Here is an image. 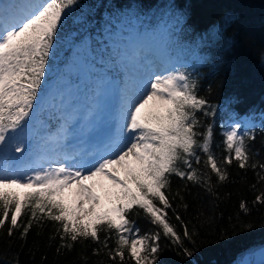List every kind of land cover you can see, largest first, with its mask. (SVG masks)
<instances>
[{"label":"trees","instance_id":"1","mask_svg":"<svg viewBox=\"0 0 264 264\" xmlns=\"http://www.w3.org/2000/svg\"><path fill=\"white\" fill-rule=\"evenodd\" d=\"M135 27L156 35L168 31L167 42L179 59V70L197 81V96L208 102L196 113V131L203 134L212 127L211 151L216 159L223 161L228 155L224 133L229 124L245 117L252 123L242 124L241 131L256 137L246 139L249 164L264 163V0H78L59 29L37 100L54 76H61L77 59L94 69V79L104 75L128 85L117 41L120 34ZM197 138L203 142L202 135ZM197 156L200 163L191 158L192 169L201 181L173 174L163 190L171 204L165 209L166 219L181 235V242L165 236L162 226L138 206L127 214L140 235L160 234L157 264H232L242 251L264 243V204L253 203L264 193L260 179L264 170L258 166L241 169L235 161L220 163L227 171V179L220 181L204 163L207 154L197 149ZM181 167L190 171L186 165ZM30 191L12 190L21 196ZM242 201L247 202V212L240 208ZM30 219L25 209L13 236L7 234L8 222L0 229V264H121L118 258L111 260L102 243L90 238L79 240L71 249L61 248L72 242L62 240L61 224L47 217L32 220L27 237L21 238L22 227ZM185 225L191 240L183 237ZM99 236L103 241L106 232L101 230ZM116 240L115 232L111 233L110 248H115ZM97 248L99 255L94 254ZM123 264H135L127 250Z\"/></svg>","mask_w":264,"mask_h":264},{"label":"snow or ice","instance_id":"2","mask_svg":"<svg viewBox=\"0 0 264 264\" xmlns=\"http://www.w3.org/2000/svg\"><path fill=\"white\" fill-rule=\"evenodd\" d=\"M77 4L78 0H42L36 3L6 0L0 3V21H3L0 23V146H4L0 152L5 151L9 142L15 139L10 134H23L44 81L59 29ZM150 36L145 32L126 38L137 60L146 50L143 42ZM120 58L121 61L133 59L126 54ZM147 87L145 96L130 106L125 115L126 130L138 135L126 150L115 157L102 158L87 174L80 169L74 171L62 166L38 171L24 183L18 178H0V229L8 222L7 234L13 236L14 230L21 227L18 219L25 209H29L32 219L22 227L21 238L27 237L32 220L47 217L61 224L60 238L72 242L61 244V248L71 249L79 240L90 238L103 244L112 261L118 258L123 264L127 250L135 264H157L160 234L140 235L127 214L138 206L154 224L162 226L165 236L181 242V235L166 219L165 209L171 204L163 190L173 174L189 181H201V176L192 169L191 158L200 163L197 149L207 154L204 163L220 181L227 179V171L220 167V163L230 165L235 161L241 169L258 166L264 170V163L249 164L251 153L246 139L255 140L256 137L251 132H242L239 122L224 133L228 152L224 160L218 161L212 154V127L209 126L203 134L196 131L199 123L196 113L203 110L208 102L197 96L198 83L186 70L156 75ZM150 103L154 110L144 112ZM205 115H215V112H205ZM201 135L202 143L197 138ZM14 151L23 152L24 147L16 145ZM182 164L190 171H184ZM118 168L124 169L125 178L117 174ZM105 179L118 188L109 193L115 197L116 206L110 212L99 213L95 209L100 206L101 198L93 191V185L85 182H99L103 186ZM260 179L264 181V176ZM13 185L33 191L21 196L6 190ZM71 189L76 191H69ZM72 197L79 199V207L74 208L67 202ZM84 203H91L92 209L84 208ZM253 203L264 204V193L258 195ZM240 208L247 212V202L242 201ZM81 213H91L93 218L88 222L77 220ZM176 219L180 220V217ZM101 230L106 232L103 241L99 236ZM113 232L117 236L116 246L110 248L108 241ZM183 237L192 239L186 225ZM185 252L191 255L187 249ZM94 254L99 255L100 249L97 248Z\"/></svg>","mask_w":264,"mask_h":264},{"label":"rangeland","instance_id":"3","mask_svg":"<svg viewBox=\"0 0 264 264\" xmlns=\"http://www.w3.org/2000/svg\"><path fill=\"white\" fill-rule=\"evenodd\" d=\"M6 0H0L4 3ZM19 2L36 3L42 0H19ZM3 23V21H0ZM137 33H145L138 29H133L129 34L124 35L122 43V55L126 54L131 60L121 61V67L126 70L129 78L128 85L122 87L118 84H111L109 88L100 90L99 96L96 97L93 110L87 108L82 100L85 96H89L90 89H83L80 92L74 91L80 88L79 85L74 86L69 81L62 78L53 85H50L47 92L40 95L35 101L32 114H35V123L25 125L23 134H10L15 139L9 142V147L0 152V178H18L22 183L35 175L38 171L54 170L58 167L72 168L76 163L77 157L65 156V152L69 151L70 144L77 142L83 153L87 152V146L97 145L98 147L104 143V140L111 139V143L106 150L109 153L104 157H115L119 145L121 150H126V146L130 145L138 133H130L126 130L125 115L128 113L130 106H134L147 93L151 81L156 75H167L171 71L178 70V61L167 52L165 31L151 36L144 43L145 51L138 60L134 58V50L129 46L127 37H132ZM122 36V35H121ZM71 73L70 80L77 76H88L90 70L88 66L71 63L69 65ZM84 77V80L85 78ZM83 85V81L81 82ZM93 92V90H92ZM96 93V89L94 91ZM135 97V99H134ZM154 110L152 104L144 110L148 112ZM42 115V116H41ZM45 115L51 116V120L58 118L57 126L52 132H43V118ZM41 116V117H40ZM229 124V129L232 125ZM239 123L248 126L252 121L242 117ZM228 129V130H229ZM16 145L24 147L23 152H16ZM4 146H0L3 149ZM57 156H63L58 158ZM102 159V158H101ZM100 159V160H101ZM83 160L86 164H91L98 160L97 156L85 155ZM99 160V161H100ZM98 161V162H99ZM89 168H80L87 174ZM122 179L126 177L123 168H118L117 173ZM85 183L93 185V191L100 196L99 207L96 212L104 213L116 206L115 197L109 193L118 190L110 180H103V186L99 182L86 181ZM28 188H22L13 185L6 189L10 191H20ZM75 192V189L69 190ZM72 207H79V199L72 197L67 201ZM83 207L92 209L91 203H84ZM93 216L91 213H81L77 220H90Z\"/></svg>","mask_w":264,"mask_h":264},{"label":"bare ground","instance_id":"4","mask_svg":"<svg viewBox=\"0 0 264 264\" xmlns=\"http://www.w3.org/2000/svg\"><path fill=\"white\" fill-rule=\"evenodd\" d=\"M135 99V97H134ZM111 143V139H106L104 140V143L101 146H97V145H91V146H87V152L83 153L81 151V148L79 147V144L77 142H73L70 144L69 147V151L65 152V156H75L77 157V161L75 164L72 165V168H89L88 170L92 169L97 163L98 161L103 158V156H106L109 153V150H106L107 146ZM130 145H127L126 147H128ZM121 146L119 145L117 153L114 155L116 156L117 154H119L121 151ZM85 155H92V156H97L98 160L95 162H92L91 164H86L83 160V157ZM58 158H62L63 156H57Z\"/></svg>","mask_w":264,"mask_h":264},{"label":"water","instance_id":"5","mask_svg":"<svg viewBox=\"0 0 264 264\" xmlns=\"http://www.w3.org/2000/svg\"><path fill=\"white\" fill-rule=\"evenodd\" d=\"M232 264H264V243L242 251Z\"/></svg>","mask_w":264,"mask_h":264}]
</instances>
